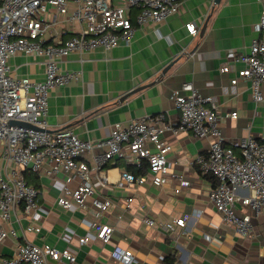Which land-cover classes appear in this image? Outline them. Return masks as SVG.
Returning a JSON list of instances; mask_svg holds the SVG:
<instances>
[{
  "label": "crops",
  "instance_id": "1",
  "mask_svg": "<svg viewBox=\"0 0 264 264\" xmlns=\"http://www.w3.org/2000/svg\"><path fill=\"white\" fill-rule=\"evenodd\" d=\"M73 8L70 4L68 14L49 9L48 41L59 34L67 38L84 27L69 19ZM261 9L258 0H182L178 12L165 22L138 26L130 44L70 53L60 61L61 68L79 70L82 77L51 91L49 130L70 128L82 139L97 141L109 136L116 122L126 125L133 119L158 113H165L166 121H177L175 90L191 81L202 94L216 98L227 144L250 133L264 138V100L255 101L249 80L232 84L235 72L221 70L228 62L230 50H247L258 35L256 24ZM192 21L200 26L196 36L186 28V23ZM45 59L42 55L19 53L10 57L9 64L15 76L39 80L45 76ZM171 62L173 65L163 74ZM140 86L142 89L122 98ZM232 111L238 112L236 118L229 116ZM164 137L172 150L162 186L152 182L148 166L143 174L137 172L145 163L138 166L118 158L100 170H92L96 195L106 202L105 213L98 220L114 226L109 243L91 234L95 206L70 209L57 202L60 195L72 198L79 178L68 181V189L62 190L61 183L67 179L63 170L51 174L50 165H46L41 174L30 173L8 162L0 148V179L7 178L11 169L17 167L39 189L33 217L25 213L22 205L7 221L0 214V230L17 231V235L10 234L0 242V264H5L19 244L27 240L49 243L76 254L74 262L49 259L48 264H123L111 256L115 244L133 249L137 256L133 264H264V214L253 215L252 236L245 237L222 219L209 199L217 179L202 171L197 158L208 152L212 140L197 138L189 131L178 135L166 132ZM106 149L95 147L84 152L79 161L93 166ZM125 170L145 175L147 180L140 185H119ZM180 178L188 184L176 192ZM184 216H189L185 226L176 225L172 230L165 226ZM145 218H153L155 225H149ZM29 226L33 229L28 230ZM206 233L212 235L211 240L204 238ZM85 235L90 239L81 245L79 237Z\"/></svg>",
  "mask_w": 264,
  "mask_h": 264
},
{
  "label": "built area",
  "instance_id": "2",
  "mask_svg": "<svg viewBox=\"0 0 264 264\" xmlns=\"http://www.w3.org/2000/svg\"><path fill=\"white\" fill-rule=\"evenodd\" d=\"M261 16L256 24L258 35L245 51L230 50L223 72H235L232 84L241 79L251 82L255 101L264 100V0ZM182 0H0V148L3 157L34 173L41 174L46 165L51 174L60 170L67 179L61 189L67 190V182L79 178L80 183L72 198L60 195L57 202L65 208L87 209L96 207V219L90 224L91 234L109 243L114 226L100 222L105 213L106 202L96 195L92 170L104 168L111 160L118 158L142 166L148 164L152 182L162 186L168 171V153L172 145L164 134L178 135L192 132L197 138L211 139L206 154L197 161L205 174H213L216 185L209 193L222 219L232 225L245 237L253 233V215L264 214V138L253 134L225 142L221 127L219 104L215 97L204 95L191 81L182 83L175 90V107L179 111L177 121H166L165 113L148 115L131 120L128 124L116 122L109 136L97 141L82 139L74 130L62 128L49 130L47 120L51 91L57 86L78 81L82 77L79 70H64L60 61L72 52L91 51L98 47L111 49L120 43L130 44L139 27L165 22L178 12ZM70 4L74 6L69 19L84 24V27L65 38L56 35L53 41L46 39L49 23L46 15L50 8L61 14H68ZM188 32L196 36L200 26L197 22L186 23ZM66 33V32H65ZM25 53L45 56V76L33 79L18 77L9 64L11 56ZM236 118L237 111L229 113ZM22 121L34 125L30 127L12 123ZM107 149L90 166L79 161V157L95 147ZM104 178V177H103ZM145 175H137L130 170L121 174L119 185L143 184ZM106 181V178H104ZM188 182L180 178L175 191ZM39 189L29 183L22 170L13 167L7 178L0 179V214L4 221L10 219L20 205L26 214L33 217L37 210ZM129 201H132L130 198ZM245 208V210H242ZM243 213H242V211ZM200 212H198L199 214ZM189 216L175 218L166 223L167 229L185 226ZM145 221L154 226L153 218ZM28 230L33 227L29 226ZM10 234L17 235L15 228H2L0 242ZM204 238L211 240L206 233ZM90 236H80V244L89 241ZM112 258L123 264H133L137 256L131 247L115 244ZM55 261H76V254L69 249L59 250L52 244H36L32 241L20 243L16 252L5 260V264H48ZM177 264H186L178 262Z\"/></svg>",
  "mask_w": 264,
  "mask_h": 264
},
{
  "label": "water",
  "instance_id": "3",
  "mask_svg": "<svg viewBox=\"0 0 264 264\" xmlns=\"http://www.w3.org/2000/svg\"><path fill=\"white\" fill-rule=\"evenodd\" d=\"M220 1H221V0H215V3H219ZM206 26H207V21H206V23H205L204 26H203L202 32L205 30ZM173 63H174V62H171L170 64H168V65L164 68V70H163V74H165V73L168 71V69L173 65ZM142 87H143V86H140V87H138V88H135L134 90H132L131 92H129L128 94H126L125 96H123L122 98H123V99L126 98V97L129 96L130 94H132V93H134V92H136V91L142 89ZM12 123L20 124V125H26V126H30V127H35V126L32 125V124H29V123H27V122H22V121H12Z\"/></svg>",
  "mask_w": 264,
  "mask_h": 264
},
{
  "label": "trees",
  "instance_id": "4",
  "mask_svg": "<svg viewBox=\"0 0 264 264\" xmlns=\"http://www.w3.org/2000/svg\"><path fill=\"white\" fill-rule=\"evenodd\" d=\"M147 166H148V164L147 163H145V165H144V167L142 168H139V169H137L138 171L137 172H139V173H141V174H143L144 173V171H146V168H147ZM130 167V166H129ZM26 171H30V173H34V172H32L31 170H29V169H26ZM35 174V173H34ZM214 176V175H213ZM215 177V176H214Z\"/></svg>",
  "mask_w": 264,
  "mask_h": 264
}]
</instances>
